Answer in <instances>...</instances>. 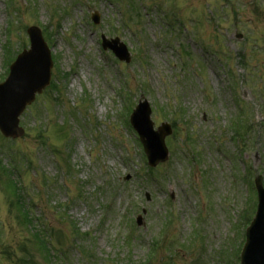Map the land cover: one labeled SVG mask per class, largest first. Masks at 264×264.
Instances as JSON below:
<instances>
[{
  "label": "rangeland",
  "instance_id": "1",
  "mask_svg": "<svg viewBox=\"0 0 264 264\" xmlns=\"http://www.w3.org/2000/svg\"><path fill=\"white\" fill-rule=\"evenodd\" d=\"M30 26L60 93L24 111L23 137L0 134V264H239L264 187V0H0V81ZM139 100L154 129L176 125L153 173L127 126Z\"/></svg>",
  "mask_w": 264,
  "mask_h": 264
},
{
  "label": "water",
  "instance_id": "2",
  "mask_svg": "<svg viewBox=\"0 0 264 264\" xmlns=\"http://www.w3.org/2000/svg\"><path fill=\"white\" fill-rule=\"evenodd\" d=\"M95 22H98V17ZM28 35L31 42L30 50L17 57L10 67L7 80L0 85V131L6 137L22 136L23 131L18 127L19 116L50 81L52 63L40 32L36 28H31ZM102 40L104 49H111L119 60L129 62L126 48L118 39L111 42L104 38ZM149 116L150 109L147 103L140 102L130 122L140 137L148 165L155 167L167 160L164 138L171 133V129L164 124L153 132ZM255 184L258 192L257 211L246 230V242L240 256V264H264V189L260 177L256 179Z\"/></svg>",
  "mask_w": 264,
  "mask_h": 264
},
{
  "label": "trees",
  "instance_id": "3",
  "mask_svg": "<svg viewBox=\"0 0 264 264\" xmlns=\"http://www.w3.org/2000/svg\"><path fill=\"white\" fill-rule=\"evenodd\" d=\"M10 188L13 190V192L14 193H16L15 194V196L17 197V204H18V206H20L22 203H23V198H22V189L19 187V185L17 184V185H12V183L10 182ZM25 220L29 223V224H31V222L28 220V218L27 217H25ZM36 238H37V236H36ZM39 239V238H38Z\"/></svg>",
  "mask_w": 264,
  "mask_h": 264
}]
</instances>
